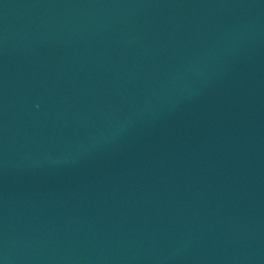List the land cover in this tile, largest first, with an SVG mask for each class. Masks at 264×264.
<instances>
[{"label": "water", "instance_id": "water-1", "mask_svg": "<svg viewBox=\"0 0 264 264\" xmlns=\"http://www.w3.org/2000/svg\"><path fill=\"white\" fill-rule=\"evenodd\" d=\"M0 264H264V0H0Z\"/></svg>", "mask_w": 264, "mask_h": 264}]
</instances>
